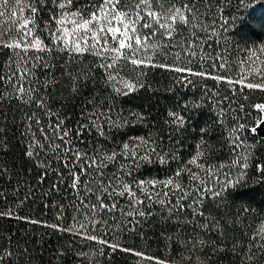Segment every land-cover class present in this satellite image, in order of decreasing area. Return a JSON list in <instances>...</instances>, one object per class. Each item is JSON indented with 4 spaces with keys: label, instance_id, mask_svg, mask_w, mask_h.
I'll list each match as a JSON object with an SVG mask.
<instances>
[{
    "label": "trees",
    "instance_id": "obj_1",
    "mask_svg": "<svg viewBox=\"0 0 264 264\" xmlns=\"http://www.w3.org/2000/svg\"><path fill=\"white\" fill-rule=\"evenodd\" d=\"M33 2L40 9L35 18L37 34L52 46L50 32L56 25L51 17H59L60 0ZM98 2L72 0L66 11L87 13ZM122 3L127 7L135 4V0H122ZM256 4L262 5L259 10L251 11ZM256 4L247 0H212L210 12L206 14L205 23L219 24L221 17L229 20L227 30L221 28L219 39L213 37L208 42L211 47L208 44L204 47L213 57L223 56L228 61L230 76H239L242 71L240 58L244 52L264 45V0ZM22 15L27 17L30 13L25 10ZM16 27L7 15L0 17V34L4 39L14 34ZM36 55L45 59L35 60ZM28 57L25 66L33 74L16 83L36 89L31 103L11 95L14 89L9 78L15 79L13 73L24 62L8 48L0 47V256H4L0 264H150L130 253L88 240L87 235L145 252L165 264H242L241 249L255 243L251 238L264 227V177L254 167L256 163L264 164V138L244 132L247 144L252 146L245 182L227 189L223 199L206 195L199 208L204 212L203 217L188 207L187 200L183 201V212L170 214L155 199L157 192L171 194L170 189L145 184L141 190L136 185L140 181L172 178L195 155L201 139L205 141L202 150L208 161L205 167H212L222 180L221 173L229 172L228 166L241 152L232 151L229 130L253 119L255 110L251 105L264 102V94L249 93L247 89L234 94L227 84L196 77L189 78L192 83H179L174 80L176 73L158 68L139 69L124 60L116 66L118 80L122 78L121 90L117 91V84L107 79L100 67L101 61L94 55H69L54 47L51 54L30 52ZM72 76L79 77L76 91H72ZM136 80L144 87L124 95L123 81ZM38 96L46 101L43 110L34 102ZM240 105L244 106L243 110ZM170 111L184 117L181 128L173 123L168 115ZM93 113L103 115L93 117ZM109 116L114 125L107 122ZM58 118L63 120V128L71 129L70 147L101 157L116 153L115 161L108 162L103 169L104 178L115 174L130 182L137 196L144 200L139 208L145 216H127L126 212L131 210L128 196H116V210L93 213L97 221L106 223H88L81 229V224L92 219L88 215V202L95 197L91 192L86 194L83 186L79 193L71 187V173L79 170V164L65 167V155L49 150L52 142L60 143L50 127ZM93 119L102 126L100 130L91 123ZM82 124L87 126L78 134ZM141 140L148 141L165 162L161 163L155 153L151 163L139 160L145 152ZM28 151L33 152L32 157L26 155ZM72 159L69 153L68 162ZM217 165L223 168L218 169ZM188 167L199 172L209 188L216 186L211 174ZM237 172L238 168L233 166L229 174ZM93 179L99 181L101 177L81 176V184ZM179 179L185 186L195 185L186 174ZM146 194H152L151 201ZM176 199L177 195L171 194L173 204ZM215 221L220 222L219 229L213 227ZM204 223L208 224L207 230L200 227ZM114 224L118 227H113ZM199 240L204 241L203 245L197 244ZM193 244L197 246L193 248ZM5 252L11 255L5 256ZM257 264H264V255L257 258Z\"/></svg>",
    "mask_w": 264,
    "mask_h": 264
},
{
    "label": "snow or ice",
    "instance_id": "obj_2",
    "mask_svg": "<svg viewBox=\"0 0 264 264\" xmlns=\"http://www.w3.org/2000/svg\"><path fill=\"white\" fill-rule=\"evenodd\" d=\"M37 2L43 3L44 0H37ZM247 2L255 5L258 0H247ZM211 4L212 0H157L154 6V0H135V4H129L125 7L122 0H99L98 3L90 6L89 12L82 13L79 11H66L71 7L72 0H60L57 5L60 9L59 17L55 15L51 17L56 28L50 32L52 46H49L37 34L36 29L38 26L35 18L40 9L35 6L33 0H0V17L7 15L9 22L17 25L14 34H10L7 39H4L3 35L0 34V47L8 48L14 56L24 62V65L18 67L16 72L13 73L15 79L9 78L14 89L11 95L25 103L33 102L32 97L36 89L31 86L25 88L23 83L17 85L16 82L23 81L33 74L31 69L25 66L29 60L28 53L51 54L54 47L60 52L69 53V55L84 56L87 53L98 57L101 61L100 67L107 74V79L117 84V91L121 90L120 80L122 78L118 80L119 74L116 66L121 60H124L139 69L145 67L158 68L176 73L178 76L174 77V80L179 83H192L189 78L196 77L201 80L211 79L216 81L217 84H227L231 87V91L234 94L243 93L245 89L249 93L258 91L264 94V68H261L256 62L257 53L255 51L251 53L248 61H240L243 68L239 76L229 75L228 61L223 56L213 57L206 51L204 46L213 37L218 40L221 35V28L227 30L225 26L229 25V20L222 17V22L219 24L205 23L208 18L206 14H209ZM25 10L30 13L27 17L22 15ZM68 24L71 25V28L67 26ZM144 29L148 31L145 32L143 31ZM208 47H211V45L208 44ZM259 51L264 52V47ZM169 58L171 59L169 60ZM34 59L43 61L45 58L41 55H36ZM260 63L264 64V61ZM205 65L207 70H205ZM44 66L51 67L49 64ZM35 67L36 65L33 64L32 68ZM141 74L143 75V73ZM78 78L77 76L71 77L73 81L72 91L77 89L76 81ZM236 86H239V88ZM138 87H144L139 80L123 81L122 83L124 95L136 90ZM207 91L210 92L211 89H207ZM212 95L216 96V93H212ZM244 99H248V97L245 96ZM34 102L42 110L46 108V101L42 96H38ZM218 103H222V101ZM194 106L198 107L199 105ZM240 107L243 110L244 106L240 105ZM251 108L255 110L253 119L238 123L235 128L229 130L228 139L232 146V151L241 150L233 164L228 166L229 172L233 166H236L238 168L236 174L230 175L229 172H223L221 173L223 179L220 180L217 178V172L212 167L206 168L208 161L205 158V151L202 150L205 141L201 139L195 155L186 162L184 168L178 169L172 178L162 181H140L136 187L143 190L145 184L153 188L159 184L163 189H170L171 194L177 195L176 202L173 204L169 191L155 194L156 201L166 208L170 214L183 212L185 210L183 201L187 200L188 207L192 208L197 215L203 217L204 212L200 211L199 208L202 206L206 195L210 194L213 198L219 197L223 199V193L227 189L234 188L245 182L247 170L250 167L249 156L252 146L247 144V137L243 134L245 131H249L264 138V102L254 103ZM108 111L110 112L111 109L109 108ZM222 113L223 109H221V120ZM102 115L103 113H93V117ZM168 115L173 118V123L177 125V128H181L184 125L185 120L182 115L175 111H170ZM137 118L142 119V117ZM107 122L110 126L115 123L110 116ZM37 123H39V120H37ZM91 123L95 124V119ZM124 123H127V121H124ZM86 126L82 124L80 129H78V134ZM95 126L98 130L102 128L99 124H95ZM50 127L60 143L52 142L49 145V150L56 151L58 155H65V167L71 168L79 164V170L71 173L72 189L79 193L83 186L86 194L91 192L95 197L94 201L88 202V215L92 219L81 224V229L88 223H106V221H97L93 213L99 214L116 210V196H128L131 210L126 212L127 216L143 217L146 215L139 208V205L143 204L144 200L137 196L130 182L121 179L115 174L112 177L104 178L106 174L103 169L107 167L108 162L115 161L116 153L101 157L98 154L79 151L69 146L71 145V129L63 128V120L58 118L57 123ZM41 131L43 132V129ZM48 138V135L45 134V139ZM141 143L145 145V152L138 157L139 160L151 163L152 154L155 153L161 163L165 162L164 157L156 152V149L148 141L141 140ZM124 147L127 149L128 146L125 145ZM69 153L74 158L71 163L67 160ZM26 155L32 157L33 152L28 151ZM188 165L211 174L216 186L209 188L206 182L201 179L200 173L193 171ZM40 166L44 167L43 164ZM216 167L218 169L223 168V165H217ZM254 167L255 171L261 177H264V164L256 163ZM183 174L188 175L195 182V185L185 186L179 179ZM81 176L101 177V179L99 181L95 179L86 180L84 185H82ZM93 185H96L95 188H93ZM146 195L151 201L152 194ZM108 199H111L112 202L109 203ZM33 223H36V221H33ZM52 227L59 228L58 225H53ZM113 227H118V225L114 224ZM200 227L207 230L208 224H201ZM213 227L219 229L220 222L215 221ZM60 230L73 231L71 228H60ZM85 238L97 241L101 245H107L113 250L130 253L143 261L150 262V264H165V261L145 252L122 247L119 243H109L107 240L98 239L96 235H87ZM251 239L255 243L246 249H241L242 264H257V258L264 255V227ZM203 243V240L197 241L199 245H203ZM197 244H193V248ZM257 244L259 245L258 247ZM189 251L191 252L192 249H189ZM25 252H27L26 249ZM4 255L10 256L11 253L5 252ZM3 259L4 256H0V261Z\"/></svg>",
    "mask_w": 264,
    "mask_h": 264
},
{
    "label": "rangeland",
    "instance_id": "obj_3",
    "mask_svg": "<svg viewBox=\"0 0 264 264\" xmlns=\"http://www.w3.org/2000/svg\"><path fill=\"white\" fill-rule=\"evenodd\" d=\"M261 5L262 4H256L255 6L251 7V11H257V10H259V8L261 7ZM67 26L71 28V25L70 24H68ZM262 47H264V45ZM262 47H260V49ZM260 49H255V50L249 49V50H247L246 52H244V54L241 55L240 61L241 60L248 61L249 58H250V56H251V53L253 51H255L257 53V56L255 58L256 59V62L260 65L261 68H264V64L260 63L261 61H264V52H260L259 51ZM242 68H243V66H242Z\"/></svg>",
    "mask_w": 264,
    "mask_h": 264
}]
</instances>
